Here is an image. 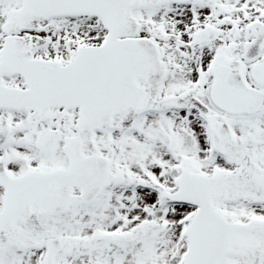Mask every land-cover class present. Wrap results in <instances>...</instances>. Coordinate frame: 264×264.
I'll use <instances>...</instances> for the list:
<instances>
[{
	"label": "snow or ice",
	"instance_id": "snow-or-ice-1",
	"mask_svg": "<svg viewBox=\"0 0 264 264\" xmlns=\"http://www.w3.org/2000/svg\"><path fill=\"white\" fill-rule=\"evenodd\" d=\"M0 264H264V0H0Z\"/></svg>",
	"mask_w": 264,
	"mask_h": 264
}]
</instances>
